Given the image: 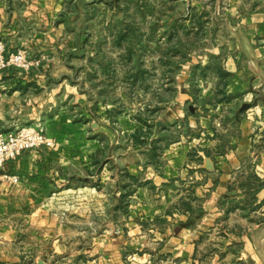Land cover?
I'll return each instance as SVG.
<instances>
[{"label":"crops","instance_id":"obj_1","mask_svg":"<svg viewBox=\"0 0 264 264\" xmlns=\"http://www.w3.org/2000/svg\"><path fill=\"white\" fill-rule=\"evenodd\" d=\"M166 1L0 0L6 53L40 61L0 72V132L55 144L1 170L0 264H264V0Z\"/></svg>","mask_w":264,"mask_h":264},{"label":"built area","instance_id":"obj_2","mask_svg":"<svg viewBox=\"0 0 264 264\" xmlns=\"http://www.w3.org/2000/svg\"><path fill=\"white\" fill-rule=\"evenodd\" d=\"M39 65L40 61L31 59L24 50L6 53L4 44L0 42V72L8 69L28 72ZM54 146V142L41 130L32 126H23L12 132H0V183L17 185L21 181L16 175L1 172L5 163L16 159L26 151L50 149Z\"/></svg>","mask_w":264,"mask_h":264},{"label":"rangeland","instance_id":"obj_3","mask_svg":"<svg viewBox=\"0 0 264 264\" xmlns=\"http://www.w3.org/2000/svg\"><path fill=\"white\" fill-rule=\"evenodd\" d=\"M135 2H137V0H135ZM194 2H197L196 5H199V11H200V9L202 11L204 10L205 13H209V16H210V14H212L211 7H212L213 3H215L214 1H212V0H194ZM125 3H126V1H125ZM137 4L140 5V9H141L139 17H140V19H142V17H144L143 20H145V21H148L147 20V19H149L148 17H150V21H159V20L163 21L164 19H166L167 17H170V16L172 19H175V18H179L180 15H182V11H179L177 6H174L175 3L172 2L173 5L171 7L169 2L166 0H138ZM165 16H166V18H165ZM196 19H197V17H194V20H196ZM140 27H141V30H146L144 25L141 24ZM147 41L148 40L146 39L144 43L141 42L139 45V47H140V52H139L140 53V57H139L140 67L148 68V67L163 66L162 65L163 63H160L163 61L159 62L158 60H154V58H152L153 53L151 52V43L148 44ZM183 46H184L183 51H185V49L188 50V48L189 49H193V48L195 49V48L200 47L199 44L172 45V48H173L172 54L174 53L176 48L180 49V48H183ZM152 51H153V49H152ZM109 53H111L110 50H109ZM185 61L188 62L187 59L184 57L181 59L171 57L170 59L164 61V64L166 66L171 67V68H175L179 64L185 63ZM124 67H125V65H124ZM113 68H118L119 70H121L120 63H117V66H116V63H114ZM143 104L146 105L147 102L143 101L141 99V101H140L141 106L140 107H142ZM146 111H147L146 109L141 110V112L143 113L142 115H144V117H145ZM141 117H143V116H141Z\"/></svg>","mask_w":264,"mask_h":264},{"label":"water","instance_id":"obj_4","mask_svg":"<svg viewBox=\"0 0 264 264\" xmlns=\"http://www.w3.org/2000/svg\"><path fill=\"white\" fill-rule=\"evenodd\" d=\"M249 105H244L242 110L248 109Z\"/></svg>","mask_w":264,"mask_h":264}]
</instances>
